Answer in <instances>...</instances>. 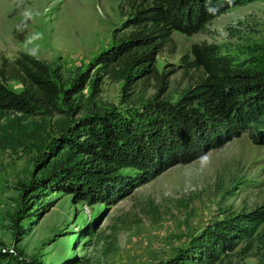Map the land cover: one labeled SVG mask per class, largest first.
I'll list each match as a JSON object with an SVG mask.
<instances>
[{
  "label": "rangeland",
  "instance_id": "1",
  "mask_svg": "<svg viewBox=\"0 0 264 264\" xmlns=\"http://www.w3.org/2000/svg\"><path fill=\"white\" fill-rule=\"evenodd\" d=\"M138 1L0 0V57L26 52L46 61L58 88L53 104L27 115L10 132L12 142L0 145V244L25 264H154L172 256L222 210L264 204V139L247 126L221 145L133 183L115 200L85 201L65 183L42 188L34 200L28 196L32 179L45 172L41 165L56 145L57 131L84 114L125 115L147 104L150 116L167 128L172 123L167 106L203 77L192 65V43L216 47L241 71L258 69L247 61L257 57L248 46L264 45V0H227L230 6L201 30H172L146 73L138 75L130 55L97 63L101 52L128 37L133 29L128 18ZM5 85L14 93L22 89L14 78ZM8 118L0 114V125ZM173 132L185 133L178 126ZM61 161L77 171L70 184L95 185L79 174L89 162L85 154L70 153ZM134 171L120 167L111 174L131 177ZM216 264H264V250L230 254Z\"/></svg>",
  "mask_w": 264,
  "mask_h": 264
},
{
  "label": "trees",
  "instance_id": "2",
  "mask_svg": "<svg viewBox=\"0 0 264 264\" xmlns=\"http://www.w3.org/2000/svg\"><path fill=\"white\" fill-rule=\"evenodd\" d=\"M230 4L227 0H139L128 18L133 25L128 37L111 45L107 54L101 52L97 63L105 65L130 55L138 75L146 73L151 70L153 55L170 40L172 30L187 34L201 30ZM190 52L192 65L201 68L203 77L167 106L172 120L167 128L161 118L150 116L147 104L125 115L114 110L84 114L57 131L56 145L41 165L45 172L30 183V199L34 200L42 188L65 183L85 201L99 196L115 200L133 183L145 182L175 163H185L221 145L245 126L257 129V137L264 139V45L248 46L249 54L257 56L247 59L258 67L253 72L236 68L229 55L209 44L192 43ZM50 73L46 61L26 52L12 59L0 57V114L3 119L11 117L0 125V145L12 142L10 132L27 115L53 104L58 88ZM10 78L20 81L19 92L6 87ZM205 118L211 122L208 126ZM174 126L185 133L176 134ZM170 133L175 137L170 138ZM70 153L85 154L89 162L79 174L96 180L95 185L82 189L69 183L70 175L77 171L63 166L61 160L69 159ZM120 167H132L133 176L111 174ZM220 214L192 234L172 256L154 264H216L230 254L246 255L252 248L264 250V204L241 212L222 210ZM0 264L25 261L0 244Z\"/></svg>",
  "mask_w": 264,
  "mask_h": 264
}]
</instances>
